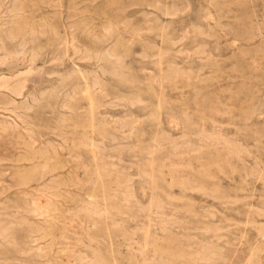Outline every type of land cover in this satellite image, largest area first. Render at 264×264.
Returning a JSON list of instances; mask_svg holds the SVG:
<instances>
[{
    "label": "rangeland",
    "instance_id": "374dc122",
    "mask_svg": "<svg viewBox=\"0 0 264 264\" xmlns=\"http://www.w3.org/2000/svg\"><path fill=\"white\" fill-rule=\"evenodd\" d=\"M0 47V264H264V0H0Z\"/></svg>",
    "mask_w": 264,
    "mask_h": 264
},
{
    "label": "bare ground",
    "instance_id": "6f19581e",
    "mask_svg": "<svg viewBox=\"0 0 264 264\" xmlns=\"http://www.w3.org/2000/svg\"><path fill=\"white\" fill-rule=\"evenodd\" d=\"M13 1V0H12ZM14 3H15V0H14ZM206 12V11H205ZM208 12V11H207ZM4 14V13H3ZM9 14H11V13H9ZM164 14H166V15H168V14H171V12L168 10V9H166L165 11H164ZM214 19V18H213ZM208 20V19H207ZM192 22V21H191ZM10 24V23H9ZM192 24V23H191ZM195 25V24H194ZM102 29H105V28H102ZM163 29V28H162ZM200 29V28H199ZM160 30V29H159ZM198 30V29H197ZM32 32V31H31ZM106 32V31H105ZM82 33V32H81ZM11 35V34H10ZM33 34H31V36H32ZM121 35V34H120ZM71 36V35H70ZM119 36V35H118ZM159 37V36H158ZM237 41V40H236ZM74 42V41H73ZM2 43V42H1ZM32 43V42H31ZM4 45V44H3ZM20 46V45H19ZM110 46H112V45H110ZM74 47V46H73ZM72 47V48H73ZM108 47V46H107ZM1 48H3V47H0V49ZM75 48V47H74ZM76 49V48H75ZM74 49V50H75ZM79 49V52H80V50H81V48H78ZM77 49V50H78ZM2 50V49H1ZM0 50V51H1ZM101 50V49H100ZM217 50V49H216ZM3 52H4V50H2ZM32 51V50H31ZM86 51V50H85ZM89 51V50H88ZM123 51V50H122ZM76 51H73V53H75ZM78 52V53H79ZM90 52H92V51H90ZM33 53V52H32ZM88 53V52H87ZM164 53V52H163ZM200 53V52H199ZM83 54V53H82ZM94 54V56L95 57H97V59L99 58L101 61H102V63L103 64H105V63H111V66H110V68H104V66L103 67H101L100 66V68L101 69H99V70H102V72L103 73H111V74H115V75H118L119 74V71H118V68H119V66L121 65V63H122V56L116 51V50H113V48H105V50H103V51H101V52H94L93 53ZM166 54V53H165ZM201 54V53H200ZM6 55V54H5ZM32 55H34V54H32ZM77 55V54H76ZM211 55V54H210ZM198 56V55H197ZM200 56H202V55H200ZM22 57V56H21ZM34 57V56H33ZM33 57H32V59H33ZM72 57V56H71ZM94 57V58H95ZM193 57V56H192ZM31 59V60H32ZM72 59V58H71ZM77 59H79V58H77ZM83 59V58H82ZM82 59L81 60H79V61H82ZM90 59V58H89ZM30 60V61H31ZM86 60V59H85ZM88 60V59H87ZM95 60V59H94ZM84 61V60H83ZM91 61V60H90ZM32 62H33V60H32ZM4 63V62H3ZM130 63V62H129ZM194 63V62H193ZM174 66V65H173ZM29 67V66H28ZM128 67V66H127ZM97 68H98V66H97ZM129 68H130V65H129ZM169 68V67H168ZM260 68V67H259ZM177 69V68H176ZM73 70V69H72ZM129 70V69H128ZM179 71V70H178ZM79 72V71H78ZM82 72H83V70H82ZM69 73V72H68ZM72 73H74V71L72 72ZM176 73V72H175ZM180 73H181V71H180ZM29 74V73H28ZM96 74V73H95ZM130 74V73H129ZM4 75V74H3ZM52 75V74H51ZM58 75V74H57ZM81 75V74H80ZM180 75V74H179ZM28 76V75H27ZM27 76H25V77H27ZM60 76V75H59ZM104 76V75H103ZM95 77V76H94ZM158 77V76H157ZM156 77V78H157ZM167 77V76H166ZM188 77H190V76H188ZM83 78V77H82ZM121 78V77H120ZM168 78V77H167ZM182 78V77H181ZM62 79V78H61ZM96 79H98V78H96ZM79 80V79H78ZM84 80H87V77H84ZM156 80V79H155ZM159 80V79H158ZM186 80V79H185ZM198 80V79H197ZM69 81V80H68ZM19 82V81H18ZM85 82H87V81H85ZM171 82V81H170ZM174 82V81H173ZM24 83V82H23ZM157 83V82H156ZM175 83V82H174ZM178 83V82H177ZM186 83H187V80H186ZM5 84H6V81L5 82H2L1 83V86H5ZM86 84V83H85ZM109 84V83H108ZM57 86V85H56ZM85 87H87L86 85H85ZM174 87V86H173ZM189 87V86H188ZM20 88H21V86L19 85V84H16L15 86H13V87H11L10 88V90L13 92V93H15V94H20ZM6 89V88H5ZM52 89V88H51ZM80 89H81V86H80ZM79 89V90H80ZM105 89V88H104ZM193 89H194V87H193ZM7 91H8V89H6ZM22 90H24V89H22ZM49 90V89H48ZM178 90V89H177ZM54 91V90H53ZM82 92V91H81ZM86 92H87V90H86ZM21 93H22V91H21ZM43 93V92H42ZM46 93H47V91H46ZM39 94V93H38ZM85 94V93H84ZM88 94H89V90H88ZM13 95V94H12ZM28 95V94H27ZM41 95V94H40ZM40 95H39V97H40ZM43 95V94H42ZM60 95H61V93H60ZM66 95V94H65ZM90 95V94H89ZM88 95V96H89ZM20 96V95H19ZM29 96V95H28ZM44 96H45V93H44ZM33 97V96H32ZM90 97V96H89ZM35 97H33V99H34ZM68 98H69V96H68ZM108 98V97H107ZM41 99V98H40ZM195 99V98H194ZM27 100V99H26ZM72 100V99H71ZM75 100V99H74ZM91 100V99H90ZM95 100V99H94ZM34 101V100H33ZM36 101H38L37 100V98H36ZM69 101V100H68ZM75 101H77V99L75 100ZM97 101V99L95 100V102ZM102 101H103V99H102ZM27 102V101H26ZM32 102V101H31ZM99 102V101H98ZM36 103H38V102H35V104ZM74 103V102H73ZM141 104V103H140ZM29 105V104H28ZM101 105V104H100ZM21 106V105H20ZM65 106V105H64ZM102 106V105H101ZM111 106V105H110ZM7 107V106H6ZM59 107V106H58ZM92 107V106H91ZM91 107H89V108H91ZM97 107H98V105H97ZM100 107V106H99ZM98 107V108H99ZM126 107V106H125ZM148 107V106H147ZM29 108V107H28ZM32 108V107H31ZM30 108V109H31ZM54 108V107H53ZM96 108V107H95ZM16 109V108H15ZM97 109V108H96ZM145 109V108H144ZM183 109V108H182ZM25 110H27V109H25ZM146 111V110H145ZM158 111V110H157ZM196 111V110H195ZM98 112V111H97ZM125 112V111H124ZM194 112V111H193ZM209 112V111H208ZM252 112V111H251ZM144 113V112H143ZM195 113V112H194ZM249 113H250V110H249ZM15 114V113H14ZM91 114V113H90ZM98 114H99V112H98ZM97 114V115H98ZM185 114V113H184ZM187 114V113H186ZM210 114V113H209ZM218 114V113H217ZM17 115V114H16ZM23 115V114H22ZM92 115V114H91ZM91 115H90V117H91ZM166 116V115H165ZM169 116V115H168ZM250 116H252L251 114H250ZM264 116V115H263ZM262 116V117H263ZM169 117H171V116H169ZM174 117V116H173ZM185 117V116H184ZM187 117H188V114H187ZM20 118V117H19ZM65 118V117H64ZM175 118V117H174ZM61 119V118H60ZM156 119H157V121H158V117L156 116ZM172 119V118H171ZM20 120V119H19ZM22 120V119H21ZM139 120V119H138ZM140 120H142V119H140ZM174 120V119H173ZM200 120V119H199ZM210 120V119H209ZM175 121H177V120H175ZM91 122H93V121H91ZM112 123H114V122H112ZM177 123H178V121H177ZM4 124V123H3ZM8 124H10V123H8ZM23 124V123H22ZM6 125V124H5ZM94 125V124H93ZM105 125V124H104ZM222 125V124H221ZM225 125V124H224ZM17 126V125H16ZM14 127V126H13ZM105 127V126H104ZM196 127V126H195ZM97 128V127H96ZM116 128V127H115ZM197 128H198V126H197ZM203 128V127H202ZM217 128V127H216ZM216 128H215V130H216ZM16 129V128H15ZM92 129V128H91ZM94 129V128H93ZM103 130H104V128H102ZM101 129V130H102ZM147 129V128H146ZM112 130V129H111ZM157 131V130H156ZM98 132H99V130H98ZM104 132V131H103ZM197 132H199V131H197ZM200 132H201V130H200ZM146 133V132H145ZM206 133V132H205ZM219 133V132H218ZM71 135V134H70ZM101 135V134H100ZM147 135V134H146ZM195 135H196V133H195ZM194 135V136H195ZM220 135V134H219ZM141 136V135H140ZM158 136V135H157ZM104 137V136H103ZM106 138V137H105ZM141 138V137H140ZM107 139V138H106ZM157 139V138H156ZM140 140V139H139ZM78 143L80 144V145H82V146H87L90 150H91V152H93L94 150H96V149H98V144L96 143V141L92 138V137H87V136H83V137H81L79 140H78ZM119 143V145H120V143L121 142H116V143H114V144H118ZM236 143V142H235ZM228 144V147L229 146H232V144L231 143H227ZM26 146V145H25ZM27 146H28V144H27ZM235 146V145H234ZM233 146V147H234ZM116 147V146H115ZM124 147V146H123ZM129 147V146H128ZM139 147V146H138ZM236 147H237V145H236ZM108 148V147H107ZM99 149H101V148H99ZM106 148H104V150H105ZM114 149H116V148H114ZM191 149V148H190ZM53 150V149H52ZM107 150V149H106ZM125 150V149H124ZM148 151V150H147ZM96 152H97V150H96ZM100 152H103V151H100ZM238 152V151H237ZM98 153V152H97ZM101 155V154H100ZM195 155V154H194ZM198 155V154H197ZM34 160V159H33ZM46 166V165H45ZM62 166V165H61ZM107 167H108V165H107ZM129 167V166H128ZM205 167V166H204ZM57 168V167H56ZM46 169V168H45ZM48 170V169H47ZM138 170V169H137ZM141 170V169H140ZM14 172H16V170L14 171ZM22 171H20V173H21ZM14 174V173H13ZM16 174V173H15ZM14 174V175H15ZM24 174V173H23ZM21 175H22V173H21ZM129 175V174H128ZM23 176V175H22ZM138 176V175H137ZM18 177V176H17ZM29 177V176H28ZM54 177V176H53ZM22 178V177H21ZM26 179H27V177H25ZM46 178V177H45ZM148 178H149V176H148ZM17 179H19V178H17ZM24 179V178H23ZM37 179V178H36ZM101 179V178H100ZM30 180H32V179H30ZM120 180V179H119ZM20 181V180H19ZM25 181V180H24ZM23 180H22V184H24L25 182H24ZM152 182H154V181H152ZM142 183V182H141ZM151 184V183H150ZM117 185H119V184H117ZM103 186V185H102ZM149 186V185H148ZM151 187V186H150ZM2 188H4V187H2ZM1 188V189H2ZM149 188V187H148ZM103 190V189H102ZM148 190V189H147ZM204 190V189H203ZM131 191V190H130ZM152 194V193H151ZM122 195H123V200H129V198H130V196H131V193L130 192H128V191H125L124 193H123V191H122ZM41 197V196H40ZM94 198V195L93 194H90L89 195V199H88V202L86 203V206L84 207V210L86 211V213L87 214H99V213H101V214H107V210L105 209L104 211H102V212H100V211H98L97 210V205H95L91 200ZM168 198V197H167ZM183 198V197H182ZM236 198V197H235ZM3 200V199H2ZM52 201V200H51ZM135 201V200H134ZM133 201V202H134ZM150 202V201H149ZM125 203V202H124ZM4 205V204H3ZM128 205V204H127ZM188 205V204H187ZM48 206V205H47ZM150 207V206H149ZM174 208V207H173ZM57 209V208H56ZM55 209V210H56ZM54 210V209H53ZM54 212H57V211H54ZM149 212V211H148ZM34 213V212H33ZM52 213V212H51ZM16 214V213H15ZM58 214V213H57ZM151 214V213H150ZM182 214V213H181ZM191 214H193V213H191ZM42 215V214H41ZM45 215H47V214H45ZM144 215V214H143ZM159 215V214H158ZM40 216V215H39ZM43 216V215H42ZM41 216V217H42ZM37 217V216H36ZM149 217V216H148ZM170 217V216H169ZM171 217H173V216H171ZM48 218V217H47ZM22 219V218H21ZM54 219V218H53ZM56 219V218H55ZM143 219V218H142ZM49 220H50V218H49ZM49 220H47L48 222H49ZM156 220V219H155ZM172 220V219H171ZM44 222H46V221H44ZM151 222V221H150ZM237 223V222H236ZM11 224V223H10ZM50 224V223H49ZM183 224V223H182ZM51 225V224H50ZM173 225V224H172ZM135 227V226H134ZM30 228V227H29ZM134 229V228H133ZM4 230V229H3ZM134 230H136V229H134ZM147 230L148 229H146V232H147ZM1 231V230H0ZM131 231H133V230H131ZM143 231V230H142ZM211 231V230H210ZM164 232V231H163ZM5 233V232H4ZM2 234V233H1ZM37 234V233H36ZM4 235V234H3ZM2 235V236H3ZM1 236V235H0ZM6 236H8V235H6ZM54 236V235H53ZM133 237H135V236H133ZM1 238V237H0ZM6 238V237H5ZM35 238V237H34ZM37 238V237H36ZM48 238V237H47ZM2 239V238H1ZM43 239V238H42ZM4 240V239H3ZM6 240V239H5ZM12 240V239H11ZM37 240V239H36ZM2 241V240H1ZM13 241V240H12ZM131 242V241H130ZM157 243V242H156ZM1 245V244H0ZM112 245V244H111ZM168 245V244H167ZM262 247V246H261ZM149 248H151V246H149ZM152 248H154L153 246H152ZM59 249V248H58ZM211 250V249H210ZM113 251V250H112ZM252 251V250H251ZM155 252V251H154ZM40 253H41V251H40ZM57 253V252H56ZM115 253V252H114ZM156 253V252H155ZM252 253V252H251ZM112 254V253H111ZM140 254V253H139ZM186 254V253H185ZM195 254V253H194ZM261 254V253H260ZM113 255V254H112ZM141 255H142V253H141ZM143 255H145V253L143 254ZM188 255V254H187ZM260 257V256H259ZM120 258V257H119ZM117 259V258H116ZM175 259V258H174ZM115 260V259H114ZM143 260V259H142ZM151 260H152V258H151ZM258 260V259H257ZM86 262V261H85ZM114 263H115V261H114ZM253 263V262H252ZM171 264V263H170ZM182 264V263H181Z\"/></svg>",
    "mask_w": 264,
    "mask_h": 264
}]
</instances>
